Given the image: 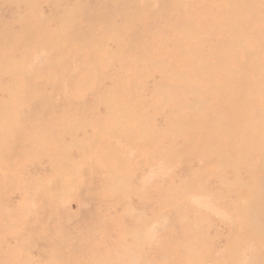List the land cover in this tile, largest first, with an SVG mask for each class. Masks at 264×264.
Returning a JSON list of instances; mask_svg holds the SVG:
<instances>
[{"label": "rangeland", "instance_id": "374dc122", "mask_svg": "<svg viewBox=\"0 0 264 264\" xmlns=\"http://www.w3.org/2000/svg\"><path fill=\"white\" fill-rule=\"evenodd\" d=\"M0 264H264V0H0Z\"/></svg>", "mask_w": 264, "mask_h": 264}]
</instances>
